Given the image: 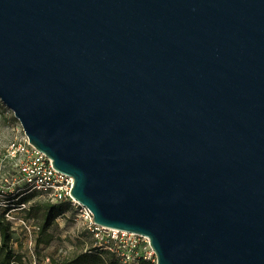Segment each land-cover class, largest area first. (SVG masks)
I'll return each mask as SVG.
<instances>
[{"label":"water","instance_id":"obj_1","mask_svg":"<svg viewBox=\"0 0 264 264\" xmlns=\"http://www.w3.org/2000/svg\"><path fill=\"white\" fill-rule=\"evenodd\" d=\"M0 99L156 264H264V0H0Z\"/></svg>","mask_w":264,"mask_h":264},{"label":"rangeland","instance_id":"obj_2","mask_svg":"<svg viewBox=\"0 0 264 264\" xmlns=\"http://www.w3.org/2000/svg\"><path fill=\"white\" fill-rule=\"evenodd\" d=\"M23 133V127L13 111L0 99V185L5 190L0 196V203L9 206V219L14 233L12 247L21 258V264H63L64 259L75 251L91 247L93 240L85 230L84 219L74 209L67 208L49 231L53 236L52 242L49 245L36 246L41 234L35 228L40 226V218L35 215L32 218L22 210L23 189H19V185L14 183L18 173L15 171L14 162L5 158L8 146ZM38 202L46 200L36 193L27 207L35 206ZM24 219L27 222L24 223ZM84 241L85 245H80Z\"/></svg>","mask_w":264,"mask_h":264},{"label":"built area","instance_id":"obj_3","mask_svg":"<svg viewBox=\"0 0 264 264\" xmlns=\"http://www.w3.org/2000/svg\"><path fill=\"white\" fill-rule=\"evenodd\" d=\"M5 158L14 162L15 171L18 173L14 183L19 185V189L21 187L28 192H38L53 203H69L70 208L84 219L85 229L96 241L95 246L116 254L122 264H138L139 259L157 263L154 250L146 236L97 226L91 211L72 197L73 177L56 170L53 160L33 147L25 133L15 138L8 146ZM0 189L1 196L5 190L1 185ZM6 206L0 203V209ZM26 208L27 205L22 204V210ZM6 218L10 221L9 212L6 213ZM23 222L27 221L24 219ZM35 229L39 231V227Z\"/></svg>","mask_w":264,"mask_h":264},{"label":"trees","instance_id":"obj_4","mask_svg":"<svg viewBox=\"0 0 264 264\" xmlns=\"http://www.w3.org/2000/svg\"><path fill=\"white\" fill-rule=\"evenodd\" d=\"M0 192H2L1 189ZM36 193L44 198V196L38 192H28V190H23L21 192V206L22 204H29L30 201L34 199ZM70 207L69 203H53L46 200V202H38L35 206H29L26 209H23L27 215L31 217L35 215L40 218L38 233L41 235L37 240V247L41 244L49 245L52 242L53 236L49 231L52 229L57 219L64 215L67 208L70 209ZM7 212H9V206L0 209V264H21V258L16 254L12 247L14 233L12 231L13 228L11 222L6 218ZM87 232L93 240V243L90 245L91 247L75 251L69 255V257L64 259L63 264H122L116 254L95 246L96 241L93 239L91 233L89 231ZM85 243V241L80 242V245L84 246ZM139 260L138 264L153 263L152 261L143 259Z\"/></svg>","mask_w":264,"mask_h":264}]
</instances>
